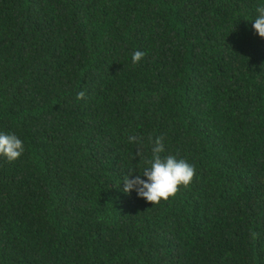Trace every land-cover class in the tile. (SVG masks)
I'll return each mask as SVG.
<instances>
[{"label": "trees", "instance_id": "16d2710c", "mask_svg": "<svg viewBox=\"0 0 264 264\" xmlns=\"http://www.w3.org/2000/svg\"><path fill=\"white\" fill-rule=\"evenodd\" d=\"M258 6L0 0V131L25 146L0 157V264H264ZM157 137L195 175L151 205L121 189Z\"/></svg>", "mask_w": 264, "mask_h": 264}, {"label": "clouds", "instance_id": "9594fccd", "mask_svg": "<svg viewBox=\"0 0 264 264\" xmlns=\"http://www.w3.org/2000/svg\"><path fill=\"white\" fill-rule=\"evenodd\" d=\"M252 22L255 33L264 38V6L256 8V15ZM145 53L135 51L131 57L132 63L138 64ZM129 143H140L136 136L128 137ZM25 151L24 142L14 133L0 131V157L9 162L20 158ZM162 137L152 141L151 156L144 158L142 172L129 171L122 178L125 195L135 192L138 198L146 203L158 204L161 200H168L174 196L181 187H187L195 175V168L192 164L177 155L168 154ZM137 172L138 174H134Z\"/></svg>", "mask_w": 264, "mask_h": 264}]
</instances>
